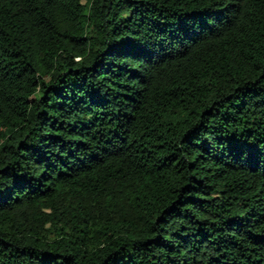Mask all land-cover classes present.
<instances>
[{"label":"trees","instance_id":"trees-1","mask_svg":"<svg viewBox=\"0 0 264 264\" xmlns=\"http://www.w3.org/2000/svg\"><path fill=\"white\" fill-rule=\"evenodd\" d=\"M0 264H264V0H0Z\"/></svg>","mask_w":264,"mask_h":264}]
</instances>
